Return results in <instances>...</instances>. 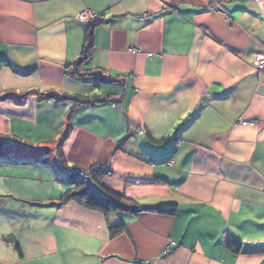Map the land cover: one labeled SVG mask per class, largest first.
<instances>
[{
  "label": "crops",
  "instance_id": "0c3cea01",
  "mask_svg": "<svg viewBox=\"0 0 264 264\" xmlns=\"http://www.w3.org/2000/svg\"><path fill=\"white\" fill-rule=\"evenodd\" d=\"M83 12L100 81L70 75ZM263 59L259 0H0V175L22 200L0 264H264ZM77 170L176 213L58 205Z\"/></svg>",
  "mask_w": 264,
  "mask_h": 264
},
{
  "label": "trees",
  "instance_id": "16d2710c",
  "mask_svg": "<svg viewBox=\"0 0 264 264\" xmlns=\"http://www.w3.org/2000/svg\"><path fill=\"white\" fill-rule=\"evenodd\" d=\"M101 23V20H96L90 24H88L89 29L86 33L85 43L83 46V50L81 52L80 58L75 61L70 68V75L75 76L79 80H85L86 78H90L91 81H100V77L96 74H91L90 71L85 70V65L90 60L93 44L91 38V30L98 26ZM102 80V79H101ZM112 83H116V80H113ZM30 93L24 94L21 99L26 98ZM53 96L52 93H48L47 95ZM44 95V97H47ZM97 102V101H95ZM94 101L84 100H76V104L81 105H93ZM65 136H63L64 139ZM1 144H4L0 142ZM7 149L0 148V157L7 155ZM93 176V171L90 173ZM77 181L74 182L75 187L72 190L67 191L58 201V205L66 204L69 202L77 203L89 210L99 211L105 215L110 213H127L129 215H133L138 217L141 214H155L159 216H173L176 213V205H160L158 207H142L137 205L135 202L127 200L123 196L116 195L110 191L104 190L105 195L104 197H99L92 189V187L83 179L77 178ZM110 236L114 238L120 235L122 232L125 231L124 224L117 225L115 227H109ZM6 244L11 245L14 251L19 255L22 256L21 249L16 241V239L9 235L6 239H4ZM231 246V245H229ZM241 246V244H240ZM235 254L239 253L240 247H230Z\"/></svg>",
  "mask_w": 264,
  "mask_h": 264
},
{
  "label": "rangeland",
  "instance_id": "374dc122",
  "mask_svg": "<svg viewBox=\"0 0 264 264\" xmlns=\"http://www.w3.org/2000/svg\"><path fill=\"white\" fill-rule=\"evenodd\" d=\"M1 172V169H0ZM0 175V258H6L9 255L12 257V253L14 252L13 247L8 246L4 239H6L9 235H12L14 238V234H12V229L10 228V224L12 221L17 220L16 213L14 217L11 219L8 218V214L5 212L8 209H18L22 206V200L19 198V195L15 193H10V191L5 188L7 181L3 179ZM15 185L12 184V187ZM15 231V230H13ZM262 239L261 241H263ZM264 243V242H263ZM16 256L13 254V257Z\"/></svg>",
  "mask_w": 264,
  "mask_h": 264
},
{
  "label": "built area",
  "instance_id": "2783aa9c",
  "mask_svg": "<svg viewBox=\"0 0 264 264\" xmlns=\"http://www.w3.org/2000/svg\"><path fill=\"white\" fill-rule=\"evenodd\" d=\"M79 22L90 24L96 20H100V16L93 13V12H83L77 15L76 18ZM264 68V59L259 60L255 63V69L256 71H261ZM243 125H246V123H243ZM76 176L80 179H87V174L83 171H76Z\"/></svg>",
  "mask_w": 264,
  "mask_h": 264
},
{
  "label": "water",
  "instance_id": "95a60500",
  "mask_svg": "<svg viewBox=\"0 0 264 264\" xmlns=\"http://www.w3.org/2000/svg\"><path fill=\"white\" fill-rule=\"evenodd\" d=\"M259 2H260L261 6H262V8L264 10V0H259Z\"/></svg>",
  "mask_w": 264,
  "mask_h": 264
},
{
  "label": "bare ground",
  "instance_id": "6f19581e",
  "mask_svg": "<svg viewBox=\"0 0 264 264\" xmlns=\"http://www.w3.org/2000/svg\"><path fill=\"white\" fill-rule=\"evenodd\" d=\"M89 179V175H87V179H84L85 181H87Z\"/></svg>",
  "mask_w": 264,
  "mask_h": 264
}]
</instances>
